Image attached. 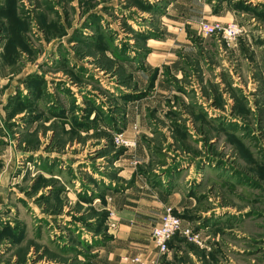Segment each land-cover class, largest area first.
Returning <instances> with one entry per match:
<instances>
[{
    "label": "rangeland",
    "instance_id": "374dc122",
    "mask_svg": "<svg viewBox=\"0 0 264 264\" xmlns=\"http://www.w3.org/2000/svg\"><path fill=\"white\" fill-rule=\"evenodd\" d=\"M170 196L161 253L124 217ZM137 255L264 264V0H0V264Z\"/></svg>",
    "mask_w": 264,
    "mask_h": 264
},
{
    "label": "built area",
    "instance_id": "2783aa9c",
    "mask_svg": "<svg viewBox=\"0 0 264 264\" xmlns=\"http://www.w3.org/2000/svg\"><path fill=\"white\" fill-rule=\"evenodd\" d=\"M198 30L204 36H216L227 42L236 40L243 33V27L238 22L222 24L200 20L198 22ZM125 143L133 146V143L130 141H126ZM178 234L187 236L192 240L197 236L193 234L189 226L184 227L182 225V218L175 213L173 207L168 206L162 213L160 222L152 228L151 237L159 252L165 253L170 248V241ZM126 260L135 264H148L140 256L126 257ZM152 264L156 263L153 262Z\"/></svg>",
    "mask_w": 264,
    "mask_h": 264
},
{
    "label": "crops",
    "instance_id": "0c3cea01",
    "mask_svg": "<svg viewBox=\"0 0 264 264\" xmlns=\"http://www.w3.org/2000/svg\"><path fill=\"white\" fill-rule=\"evenodd\" d=\"M216 17H212L211 20H215ZM232 22V21H231ZM236 22V21H235ZM227 23V22H226ZM219 41L221 39H218ZM222 41V40H221ZM126 194L127 192L123 193L122 196L118 199H116L118 202L121 200V198H126L125 200L127 201V197H126ZM174 195V194H173ZM138 201L143 203V198H138ZM165 201V200H164ZM168 201H172L174 205H172L174 207V211L176 214H178L175 210V208L177 207V201H174L172 199V196L169 197V200ZM149 203H151V205L149 207L146 208V210H144L143 212H141L142 216L141 219L136 216V215H128V216H125L124 220L126 221H129L131 218L135 219L136 222H134L133 226H132V237H134V239H139L140 237L143 238H146V236L148 237L149 239V235H150V238H151V242H153V246H155V248L158 250L157 246L155 245L152 237H151V228L153 225L155 224H158L161 220V215L164 211H162L160 209L161 205L157 202V201H149ZM161 203H163L161 201ZM169 203V202H168ZM153 210H156V211H153ZM138 212V211H137ZM179 215V214H178ZM180 216V215H179ZM181 217V216H180ZM182 218V225L184 227H188L189 226V222L188 220H186L185 218L181 217ZM128 227V226H127ZM129 229H124V233L126 231H128ZM145 234V235H144ZM183 235H176L173 237V239L170 241V247H171V244L173 243L174 245L176 244H179V239L182 238ZM147 239V238H146ZM159 251V250H158ZM151 254V253H150ZM137 256H140L142 257L145 261L148 262V264H152L153 262H155L156 264H160V262L157 260V258L155 256H152V255H137ZM130 264H135V263H131Z\"/></svg>",
    "mask_w": 264,
    "mask_h": 264
}]
</instances>
